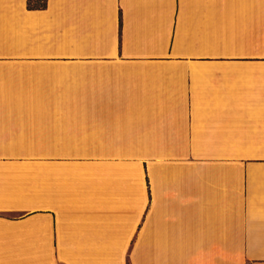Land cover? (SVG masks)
<instances>
[{
  "label": "crops",
  "instance_id": "obj_1",
  "mask_svg": "<svg viewBox=\"0 0 264 264\" xmlns=\"http://www.w3.org/2000/svg\"><path fill=\"white\" fill-rule=\"evenodd\" d=\"M0 264H264V0H0Z\"/></svg>",
  "mask_w": 264,
  "mask_h": 264
}]
</instances>
